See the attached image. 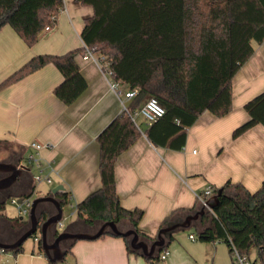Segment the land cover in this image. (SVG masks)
I'll use <instances>...</instances> for the list:
<instances>
[{"label":"crops","instance_id":"1","mask_svg":"<svg viewBox=\"0 0 264 264\" xmlns=\"http://www.w3.org/2000/svg\"><path fill=\"white\" fill-rule=\"evenodd\" d=\"M63 2L64 8L54 29L43 32L32 47L10 26L0 31V84L34 57L64 55L71 51H79L76 61L88 84L73 104L66 105L54 93L64 77L55 65L48 64L0 89V142H7L21 152V163L31 168L34 165L29 163V157L37 153L31 143L38 138L52 145L37 155L42 169H37V174L32 172L29 181L21 183L16 192H1L0 202L10 193L11 200L28 195L37 198L63 186L62 192L69 195L68 204L63 206V220L66 215L69 221L68 225L63 223L64 231L93 232L97 228H83L79 223L76 206L101 187L98 135L124 110L129 111L134 97H125L131 90L128 84L115 81L97 64L82 57L85 44L81 34L86 20L94 15L93 8L77 0ZM113 83L117 85V92L111 87ZM232 92V111L221 118L205 111L187 130L186 143L181 150L152 144L147 136L152 125L136 115L144 103L131 112L141 135L117 159V193L123 208L143 211L139 229L148 241H154L173 212L198 206V196L208 186L215 191L231 181L243 184L252 193L262 186L264 126L257 125L237 139H233V132L250 119L246 103L264 92V43L255 47L253 56L234 76ZM39 174L50 177L51 183L42 180L40 183L45 184L38 188L35 177ZM2 177L1 174L0 179ZM10 198L0 212L6 242L14 241L22 232L5 231L7 219L19 217ZM8 203L16 211L14 215ZM43 211L49 215L54 207L42 204L39 213ZM197 225L172 236L165 261L148 262L139 254H129L123 237L108 234L96 240L64 243L67 255L62 264H234L226 243L198 240ZM120 226L124 230L133 228L127 221ZM191 235L194 237L190 238ZM40 246L33 238L28 239L18 255L1 252L0 264H49Z\"/></svg>","mask_w":264,"mask_h":264},{"label":"trees","instance_id":"2","mask_svg":"<svg viewBox=\"0 0 264 264\" xmlns=\"http://www.w3.org/2000/svg\"><path fill=\"white\" fill-rule=\"evenodd\" d=\"M77 1L94 10L81 34L85 46L106 58L115 81L138 89L129 111L124 110L97 137L101 187L77 204V218L88 229L102 222L127 221L144 238L147 236L139 229L143 211L122 207L115 176L117 159L141 135L131 112L156 98L165 115L152 124L147 136L153 145L175 150L183 149L187 130L205 111L218 118L228 115L233 109V78L253 56L255 47L264 43V0ZM63 8V0H0V31L10 26L32 47L47 26L56 25ZM78 52L34 57L3 81L0 89L53 64L64 77L54 93L71 105L88 87L76 61ZM245 110L250 119L234 130L233 139L257 125L264 126V92L246 103ZM219 189L223 190L219 203L201 216L195 227L198 240L224 242L231 254L235 248L250 264H264V181L254 193L231 181L214 193ZM57 198L62 207L68 204V193L60 191ZM5 205L0 202V212ZM198 206L173 212L161 229ZM47 218L48 214L41 212V223ZM7 221L5 231L11 233L23 231L28 224L21 216ZM125 242L132 254L128 240ZM169 244L146 261L160 260ZM253 250L256 256L252 260ZM1 252L18 255L23 246L18 251Z\"/></svg>","mask_w":264,"mask_h":264},{"label":"water","instance_id":"3","mask_svg":"<svg viewBox=\"0 0 264 264\" xmlns=\"http://www.w3.org/2000/svg\"><path fill=\"white\" fill-rule=\"evenodd\" d=\"M22 157L19 163L0 161V174L4 175L0 179V194L4 191L16 192L21 183H26L32 177L30 166L22 164ZM63 186L52 189L51 193L44 197H37L33 200V205L28 216V224L21 234L12 242L3 240V223L0 217V250L18 251L23 244L37 232L41 235V248L54 264H62L65 261L67 251L63 249V244H71L78 240H96L110 234L116 237H123L128 240L129 247L133 253L139 254L147 259L155 258L165 247L168 246L172 236L181 230H189L198 224L201 216L207 213L205 207H200L192 213L178 216L169 221L165 227L159 230L156 239L152 242L141 237L135 229L124 230L120 224L102 222L93 232H82L77 229L75 232L63 231L57 233V225L63 221V207L57 194L63 191ZM223 195V190L219 189L209 200L208 206L213 210L219 203V198ZM12 196L10 193L4 200L7 201ZM42 204H51L54 211L48 215L46 221L41 223L39 208Z\"/></svg>","mask_w":264,"mask_h":264},{"label":"built area","instance_id":"4","mask_svg":"<svg viewBox=\"0 0 264 264\" xmlns=\"http://www.w3.org/2000/svg\"><path fill=\"white\" fill-rule=\"evenodd\" d=\"M54 27H55V24L47 26L43 32L49 33L54 29ZM82 57L86 61H92L93 63L97 64L101 68L103 73L110 75V76H114L113 70L109 66V63L107 62L106 58L104 56H98L97 57L94 50L85 46L84 47V53L82 54ZM111 87L113 88V90H115V92H117L116 83H113L111 85ZM137 93H138V90L133 89V90H130L129 92H126L125 97L126 98H133L137 95ZM136 115H141L145 119L147 124L149 126H151L152 124L157 122L160 118H162L165 115V109L163 106L160 105V103L158 102V100L156 98L152 97V98L148 99L142 105V107H140V109L136 113ZM132 119L134 121L133 115H132ZM31 146L37 151V153H35L34 155H31L29 157V163L33 164L37 169L40 170V169H42V163H41V159L37 155H39L38 153L41 150L47 149V148L51 147L52 145L45 143L44 141H41L40 139L36 138L31 143ZM42 180H45L48 183H51V178L48 176L44 177V176L39 174L35 177L36 183H40ZM214 194H215L214 189L211 186H208L205 189V191L198 196V201H199L200 207L203 206L206 208L207 211H211V209L208 206V200ZM11 202L16 207L19 216H21V217H28L29 216L32 205H33V198L32 197H25L22 199H16L15 198V199H12ZM63 231H64L63 222H60L57 225V233H61ZM193 237L194 236H192V235L190 236V238H193ZM32 238L36 242L41 243V235L39 232H37L35 235H33ZM168 256H169V252L165 251L161 255L160 259L162 261H165L168 258ZM232 256L234 259V264H250L249 258H247L245 256H241L235 248L233 249Z\"/></svg>","mask_w":264,"mask_h":264},{"label":"rangeland","instance_id":"5","mask_svg":"<svg viewBox=\"0 0 264 264\" xmlns=\"http://www.w3.org/2000/svg\"><path fill=\"white\" fill-rule=\"evenodd\" d=\"M21 152H18V151H15L14 147L7 143V142H4V143H0V161H6L7 159H11V158H16L18 156H20ZM32 172L33 174H37L38 173V170L37 168L34 166H32ZM45 183H37V186L38 188H42V186L44 185ZM41 192L43 191L42 189H39ZM40 192L37 193V195H39ZM36 195V196H37ZM20 199V198H19ZM35 198H33L34 200ZM11 201V199L9 200V202ZM8 208L10 209L11 211V214L14 215V213L16 212L12 207H11V204L8 203L7 204ZM12 208V209H11ZM63 223L65 225H68L69 224V221H68V217L66 215H64V220H63ZM29 241H32V238H29ZM256 256V251L253 250L252 253H251V258L252 260L255 258Z\"/></svg>","mask_w":264,"mask_h":264},{"label":"flooded vegetation","instance_id":"6","mask_svg":"<svg viewBox=\"0 0 264 264\" xmlns=\"http://www.w3.org/2000/svg\"><path fill=\"white\" fill-rule=\"evenodd\" d=\"M19 160H20V156L16 157V158H11V159H7L6 162H13V163H16L18 164L19 163ZM22 162V161H21ZM1 175V174H0ZM1 195V194H0Z\"/></svg>","mask_w":264,"mask_h":264}]
</instances>
